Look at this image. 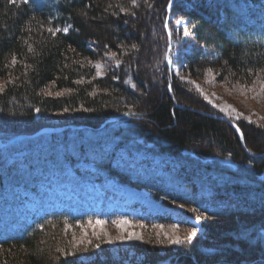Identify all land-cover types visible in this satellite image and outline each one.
<instances>
[{"label":"trees","instance_id":"trees-1","mask_svg":"<svg viewBox=\"0 0 264 264\" xmlns=\"http://www.w3.org/2000/svg\"><path fill=\"white\" fill-rule=\"evenodd\" d=\"M150 2L0 0V81H11L0 93V118L31 122L67 108L78 120L45 127H90L0 147V264H80L57 223L82 218L55 214L31 224L20 221L21 207L29 194L57 181L109 179L205 215L209 237L188 240L164 257L152 245L145 264H264V128L236 121L245 133L242 144L233 125L179 82L168 59L175 47L189 48L182 55L190 77L203 78L211 68L219 83L252 82L264 67V0ZM179 18H186L189 37L176 25ZM68 25L67 34L47 31ZM112 52L119 66L98 76L95 61ZM128 112L136 115L98 130ZM20 134L33 133L0 128L3 141ZM89 264L114 263L95 258Z\"/></svg>","mask_w":264,"mask_h":264},{"label":"rangeland","instance_id":"rangeland-1","mask_svg":"<svg viewBox=\"0 0 264 264\" xmlns=\"http://www.w3.org/2000/svg\"><path fill=\"white\" fill-rule=\"evenodd\" d=\"M177 21H181L180 24L176 23L181 30L186 28V18H179ZM239 26L241 27L240 24ZM184 52L188 53L189 48L183 49L175 47L172 52L173 63H170L171 71L179 82L189 84L200 98L212 107L216 113L225 116L223 113H220L218 109L214 108L212 104L219 105L220 107L231 105L239 112L243 113L244 116H250L252 121L255 122V126L259 125V127L264 128V92L260 90L259 85L253 84L256 78L248 84L240 82L222 84L216 81L214 72L211 74L207 72L203 78L190 77L184 72V56L182 55ZM98 62L105 65L103 69L104 75L100 77H105L111 69L117 66L116 60L114 58L110 59L108 55L95 61L94 65ZM174 65L175 71L173 70ZM97 71L96 69V73ZM176 72L184 76L185 80L182 81L180 76L176 75ZM260 76L264 79V73H261ZM187 80H192L195 81L196 84H199L203 89V95H207L209 99H211L212 104L204 100L201 92L192 84L187 83ZM0 84L4 83L0 81ZM47 92L56 95V93H52L51 90H47ZM74 114L73 112L44 114L43 116L38 114L31 122H15L0 118V128L8 132L36 133L48 125H60L78 120ZM231 115L233 117L232 120L249 124L242 118L236 120L235 113ZM113 132L114 131L107 132L108 139L111 138ZM59 144L58 147L62 149L63 143ZM27 152L29 151L26 150V153ZM22 157L21 153L16 156L17 160L20 159L21 162L23 161ZM13 158L14 157H11L10 160L14 161L16 159ZM94 164L95 163L89 162L87 165L94 166ZM140 167H142V165H140ZM16 169H18L16 170L17 172H20L19 170L21 168L17 166ZM57 182H55L56 185L50 188V193L47 196V205H56L59 210L68 209L69 205L67 199L74 198L72 202L74 207L70 211L74 214H82V219L75 222L62 220L57 224L61 226L63 233L69 237L73 250H78L77 261L80 264H89L95 258H104L106 260L110 258L114 264H145L150 254L147 251L151 249L152 245H156L154 248L155 250H151H154L158 257H164L166 253L182 248L183 245L171 244L164 233L171 236L179 235L183 238L188 230L195 227L197 235L194 238H198L199 236L209 237V234L205 231L206 228L204 225L207 223V220L204 214L197 212L193 213V215L190 213V209L185 207L180 208L179 205L181 204H167L163 202L162 198L156 196L153 191L151 192L146 188L134 186L129 183L120 184L110 179L107 183L100 182L97 184L102 185V187L95 184V186L89 188V194L84 193L83 195H78L77 193L69 192L70 188L66 186L64 182ZM107 196L109 199L106 198ZM38 207L39 205L37 203L30 202L26 203L23 209L27 208V210L31 212L29 214V216H31L33 212L38 211ZM41 211L42 209L39 210V213ZM23 215H26L25 211ZM196 215H200L202 218L197 221L195 219ZM158 216H168L171 217L173 221L158 222L152 220ZM121 218H126L131 221V224L123 226V233L121 232V228L114 223V221ZM97 219L103 220L105 223L102 226L97 225L95 224V220ZM89 220L93 221L91 225L88 223ZM181 221L184 222V225H187L185 229L179 226ZM141 225H143V227H141ZM161 225H163V228L159 227ZM173 225H178V228L174 230ZM105 232L108 235H105ZM132 232L142 235L143 239H118L122 234L126 236ZM95 233H99V238H97ZM110 238L111 242H109ZM81 240H83L84 243H79ZM87 240H92V244H88ZM157 243H161V245ZM96 244L100 246L97 248L95 247ZM165 261L167 262L168 260Z\"/></svg>","mask_w":264,"mask_h":264},{"label":"snow or ice","instance_id":"snow-or-ice-1","mask_svg":"<svg viewBox=\"0 0 264 264\" xmlns=\"http://www.w3.org/2000/svg\"><path fill=\"white\" fill-rule=\"evenodd\" d=\"M18 2L20 4H22V5H29V4L32 3V0H8V3H11L13 5L17 4ZM145 3H147L151 7L150 0H145ZM131 4H132L133 7H138L139 6L138 5V0H131ZM169 4L171 5V0H169ZM89 7H90V5H89ZM120 11L121 12H125V13H129L130 15H135V12H130L129 9H126L124 7H120ZM177 23L180 24L181 21H177ZM165 26L167 27V25H165ZM71 27H72L71 25L65 26L63 28H60V27H49L47 29V31L49 33H51L53 36H55L56 34L61 33V32L64 33V34H67L69 32V28H71ZM177 34H179V33H177ZM172 35H173V33H172L171 29H170L169 32H168L169 39H171ZM183 35L185 37L190 35L188 30H187V28L183 29ZM136 47L137 46L135 44L132 45V48H136ZM105 55H108L110 59H113V58H115L116 53L115 52L105 53ZM168 59H169V63H173V61H172V59L170 57H168ZM11 63L13 65L16 63V58L15 57H13ZM116 63H117V66H119L120 61L117 60ZM94 67L98 70L97 71V75L98 76H103L104 75V72H103V69L105 68L104 64H101V63L98 62V63H96L94 65ZM173 70L175 71V65L173 66ZM207 71H208L209 74L212 73V69L211 68L207 69ZM248 72H249L250 75L252 74V70L251 69H248ZM259 73H264V67H261L259 69ZM176 75L180 76V79L182 81L185 80V77L181 76L178 72H176ZM114 78L118 79V77H114ZM186 82L192 84L203 95V89L200 87L199 84H196V82L192 81V80H187ZM8 83H11V81H6L5 84H0V93L4 92L5 86ZM76 83L79 84V83H81V81H76ZM253 84L254 85H259L260 86V90L262 92H264V79H262L259 74H256V79L253 81ZM132 87L136 88V85L133 84ZM169 90H171V85H169ZM62 95H63L62 92H57L56 93V96H62ZM92 95H95V93H92ZM203 98L209 104H212L211 99H209V97L207 95H203ZM212 106L214 108L218 109V111L220 113H223L226 116V118L229 120V122H231V120L233 119L231 114L235 113V119L236 120H240L242 118L243 120L247 121L249 124H254L255 123L254 121H252L250 116H244L243 113L239 112L237 109H235L231 105H226L224 107H220L219 105L212 104ZM84 110L85 111H91L92 109H84ZM35 111L37 113H39L40 109L37 108ZM64 111L67 112L68 109L66 108ZM125 115H136V113L128 112V113H125ZM233 127H234V130L239 134V139L244 140L245 139V133L240 129V127L238 125H234ZM257 127H259V125H257ZM179 207L183 208L184 205L181 204V205H179ZM190 211L193 212V213H197L198 209L192 208V209H190ZM201 218L202 217L200 215H196L195 216V219L197 221H199ZM88 223L91 225L93 223V221L89 220ZM104 223H105V221H103V220H100V219L95 220V224H97V225H101L102 226ZM114 223H116L117 226L121 228V232L123 233V231H124V227L123 226L131 224V221L127 220L126 218H121V219H119L117 221H114ZM141 227H143V225H141ZM159 227L163 228V225H161ZM176 228H178V225H173V229L175 230ZM95 235L97 236V238H99V233H95ZM105 235H108V234L105 232ZM164 235L167 237L168 241L171 244L183 245V244H185L186 241L191 240L194 237H196L197 231H196V228L193 227V228H191L190 230L187 231L186 235L183 238H181L179 235L171 236V235H168L167 233H164ZM118 239H121V240H124V239H127V240H142L143 236L140 235V234H137L135 232H132V233H129L128 235H126V236L122 234L121 236L118 237ZM109 242H111V238L109 239ZM79 243H84V241L81 240ZM87 243L88 244H92V240H87ZM99 246H100L99 244L95 245V247H97V248ZM57 259H59V257H57Z\"/></svg>","mask_w":264,"mask_h":264},{"label":"water","instance_id":"water-1","mask_svg":"<svg viewBox=\"0 0 264 264\" xmlns=\"http://www.w3.org/2000/svg\"><path fill=\"white\" fill-rule=\"evenodd\" d=\"M213 117H216L215 115H212ZM220 119H222V120H226V121H228L229 122V120L226 118V117H220ZM109 122V121H108ZM230 123H232V122H230ZM234 124V123H233ZM63 128H50V129H43V130H41L40 131V133H42V132H54V131H59V130H62ZM22 137H25V136H21V137H16L13 141H15V140H18V139H21ZM242 141V144H243V140H241Z\"/></svg>","mask_w":264,"mask_h":264}]
</instances>
